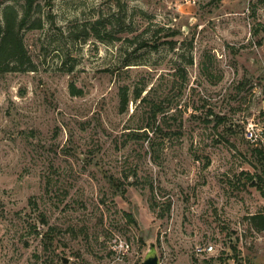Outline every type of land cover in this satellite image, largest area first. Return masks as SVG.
<instances>
[{"label": "rangeland", "instance_id": "rangeland-1", "mask_svg": "<svg viewBox=\"0 0 264 264\" xmlns=\"http://www.w3.org/2000/svg\"><path fill=\"white\" fill-rule=\"evenodd\" d=\"M37 2L32 69L0 72V264H264V0Z\"/></svg>", "mask_w": 264, "mask_h": 264}, {"label": "trees", "instance_id": "trees-1", "mask_svg": "<svg viewBox=\"0 0 264 264\" xmlns=\"http://www.w3.org/2000/svg\"><path fill=\"white\" fill-rule=\"evenodd\" d=\"M23 1L22 12L13 3L6 4L2 11V19H0V72L32 69L31 59L22 37V30L26 27L40 28L42 22L39 19L31 21L34 12L40 9L37 0ZM30 21L32 25L29 24ZM71 92L74 95L83 93L74 85H71ZM140 96L141 92L137 91L135 98ZM129 100L128 92L123 88L120 92L122 108L127 107ZM251 221L256 228L263 230L264 212L252 215Z\"/></svg>", "mask_w": 264, "mask_h": 264}, {"label": "water", "instance_id": "water-1", "mask_svg": "<svg viewBox=\"0 0 264 264\" xmlns=\"http://www.w3.org/2000/svg\"><path fill=\"white\" fill-rule=\"evenodd\" d=\"M141 264H160L159 254L154 243H151L150 249Z\"/></svg>", "mask_w": 264, "mask_h": 264}, {"label": "built area", "instance_id": "built-area-1", "mask_svg": "<svg viewBox=\"0 0 264 264\" xmlns=\"http://www.w3.org/2000/svg\"><path fill=\"white\" fill-rule=\"evenodd\" d=\"M185 1L195 3L197 0H185ZM263 232H264V229H263ZM213 249H214L213 244L212 243H207V244H204L202 246H197L196 252L200 253V254H202L204 252H208L209 253V252H212Z\"/></svg>", "mask_w": 264, "mask_h": 264}]
</instances>
